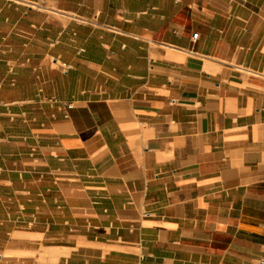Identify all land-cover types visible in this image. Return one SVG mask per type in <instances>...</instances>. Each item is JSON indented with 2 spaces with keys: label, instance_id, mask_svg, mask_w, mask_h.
<instances>
[{
  "label": "crops",
  "instance_id": "obj_1",
  "mask_svg": "<svg viewBox=\"0 0 264 264\" xmlns=\"http://www.w3.org/2000/svg\"><path fill=\"white\" fill-rule=\"evenodd\" d=\"M262 260L264 0H0V264Z\"/></svg>",
  "mask_w": 264,
  "mask_h": 264
},
{
  "label": "built area",
  "instance_id": "obj_2",
  "mask_svg": "<svg viewBox=\"0 0 264 264\" xmlns=\"http://www.w3.org/2000/svg\"><path fill=\"white\" fill-rule=\"evenodd\" d=\"M197 36H198V33H194L193 38H197ZM62 64L64 65L66 70L71 68V65L67 64L66 62H63ZM72 106H73L72 104H67V107H69V108L72 107ZM260 263L264 264V260L260 261Z\"/></svg>",
  "mask_w": 264,
  "mask_h": 264
}]
</instances>
